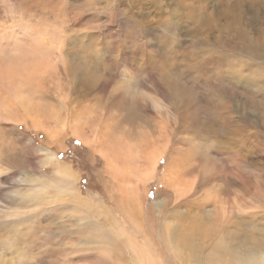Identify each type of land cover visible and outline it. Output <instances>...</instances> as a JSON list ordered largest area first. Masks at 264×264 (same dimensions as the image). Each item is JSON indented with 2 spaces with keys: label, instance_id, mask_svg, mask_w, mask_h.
<instances>
[{
  "label": "rangeland",
  "instance_id": "1",
  "mask_svg": "<svg viewBox=\"0 0 264 264\" xmlns=\"http://www.w3.org/2000/svg\"><path fill=\"white\" fill-rule=\"evenodd\" d=\"M223 2L0 0V264H197L245 233L264 249V108L239 92L237 142L221 136L242 83L188 64L263 43L264 5L228 26ZM187 231L188 253L170 242Z\"/></svg>",
  "mask_w": 264,
  "mask_h": 264
},
{
  "label": "bare ground",
  "instance_id": "2",
  "mask_svg": "<svg viewBox=\"0 0 264 264\" xmlns=\"http://www.w3.org/2000/svg\"><path fill=\"white\" fill-rule=\"evenodd\" d=\"M223 1H227V3L224 4V2H223V5L225 7L223 8V11L220 12V16H221V18H225V20L231 19L230 21H226L227 22L226 24L228 26H229V24H231L230 22H233V24H239L242 21L241 16H239V18H238V17L233 16L231 14L232 10L236 9V10L240 11L244 4H246L247 6H249V5L255 6L257 4L258 5H264V0H232L231 3H228L229 0H223ZM204 8H206V6H204ZM230 17H232V18H230ZM215 23H216V20H213L212 25H214ZM222 31H224V30H222ZM228 38H229V42H226V44L221 43V41L218 43V45H216V44L210 45V44H207L208 42L207 43L204 42L203 45L200 47L201 49L199 51L196 52L197 49L196 50L193 49V52H191V54L193 53V55H194V53H197L200 55L195 57L196 59H192V61H194V62L188 63V64H189L190 68H201V67H205V66L216 67L218 73L223 76V78L222 77L221 78L225 79L227 85L230 87H233V86L239 85V83L240 84L242 83L243 87L241 89H238V92H236L237 89H234V87H233V90H230V89L221 90L223 92L222 94L225 96V99H222V101L219 104L220 110L223 113V117H222V119H223V121H222L223 130L226 132L225 134H220V135L223 137H227L228 135H230V138L236 144V142H237L236 140H237V137H238L239 132H240V125L238 124L237 121H235V111L236 110L234 111V107L232 106L233 104L230 103L231 100H236L234 98V96H237L239 94V92H242L243 95L246 94L250 98L248 105H251L253 107L258 106V107L264 108V83L262 81V80H264V63H255L253 61V59H251V57H254V59L256 57V60L264 61V41H261L263 43L255 44L256 42L253 43L252 39L249 36H247V34H244L243 32L240 33L241 39H239V40H237L236 37L231 36V35ZM261 39L264 40V34H263V38H261ZM193 48H196V46H194ZM251 52H252V54L249 56V59H251V64H249L248 62L245 63V61H242L243 59L241 60L242 53L243 54L244 53L250 54ZM189 58H192V57H189ZM254 67H256V68H254ZM256 70H258V71L256 72ZM247 73L249 74L248 76H247ZM255 73H257L259 75L255 76L254 75ZM211 74H212V72H211ZM206 75H207V73H206ZM250 76H251V79L248 78ZM257 81H260V82H257ZM252 83H254L255 87H257L258 90L261 92L260 101L257 100V96H256L257 90L254 89L255 87ZM262 83H263V85L261 86ZM227 99H229V100H227ZM180 117H181V115H180ZM229 150H228V154L229 153L230 154L235 153L234 149H229ZM63 185H64L63 187L65 188V186H68L69 183H64ZM93 225H94L93 222L91 224H89L90 227H92ZM254 233H256V232H254ZM236 235H237V233H236ZM243 238H245V239L243 240ZM192 239H193V237H192ZM237 239H236V241H237ZM174 241H177L178 246H180V247H181L183 241L186 242L187 244L186 245L184 244L185 245L184 248L186 247L185 251H187V253L190 252V244L191 243L193 244V242L191 240L190 231H189V234L187 231L186 235L172 234L170 236V242L173 243ZM189 241H190V244H189ZM262 241L264 242V240H262ZM227 242H229V241H227ZM249 242H251V240L249 239V235L246 233L242 234V238H241L240 243L238 244L237 247L236 246H234V247L230 246V244L228 245V243H227L226 246H228V247H227L226 251L228 253L227 254L224 253L225 255L218 252L219 250L217 251L216 247L211 245L210 248L208 249L209 252L208 253L206 252L207 254L205 253L206 255H204L203 258H199L197 260V264H264V249L262 248L263 250L262 249L259 250L258 248H260V247H258V248L254 247V246L248 247V246L244 245V244H249ZM256 242H258V241H256ZM229 243H231V241ZM242 243H243V245H241ZM225 244H224V246H225ZM193 245L195 246V244H193ZM193 245H192V247H193ZM220 251H223V250H220ZM191 252H192V250H191ZM184 253L185 252H183V254ZM189 255H188V257H189ZM148 260H149V264H154L152 257H148Z\"/></svg>",
  "mask_w": 264,
  "mask_h": 264
},
{
  "label": "snow or ice",
  "instance_id": "3",
  "mask_svg": "<svg viewBox=\"0 0 264 264\" xmlns=\"http://www.w3.org/2000/svg\"><path fill=\"white\" fill-rule=\"evenodd\" d=\"M150 195H155L154 193H150Z\"/></svg>",
  "mask_w": 264,
  "mask_h": 264
}]
</instances>
